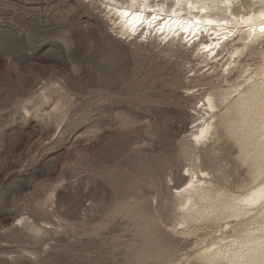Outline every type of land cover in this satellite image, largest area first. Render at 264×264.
<instances>
[{
    "label": "rangeland",
    "instance_id": "rangeland-1",
    "mask_svg": "<svg viewBox=\"0 0 264 264\" xmlns=\"http://www.w3.org/2000/svg\"><path fill=\"white\" fill-rule=\"evenodd\" d=\"M242 2L209 12L235 26L211 40L142 18L120 38L110 7L132 0H0V264H231L264 228L261 202L238 216L227 203L264 180V105L231 122L247 89L264 97V34L236 27Z\"/></svg>",
    "mask_w": 264,
    "mask_h": 264
},
{
    "label": "bare ground",
    "instance_id": "bare-ground-1",
    "mask_svg": "<svg viewBox=\"0 0 264 264\" xmlns=\"http://www.w3.org/2000/svg\"><path fill=\"white\" fill-rule=\"evenodd\" d=\"M134 1L136 0H132V6L130 8L123 7L118 4L110 7V9L112 10V15L115 14V16L119 18L118 21L116 20L117 18L113 20L112 30H114V32H116V34L120 38H127L134 35L138 31L139 26L141 25L139 22L140 18L144 20L149 19V22H152L154 19H165L163 24L165 26L169 25V27H164L166 31H171L175 29V26L177 24L183 28H188L191 25L193 26L192 28L194 29V31H198L200 28H203L204 31L211 34V40L215 38L220 39L225 37L229 33L233 32L232 27H235L234 25H231V23L233 22L229 19L228 14L224 16L225 22H222L221 19L223 18H219L218 16H211L209 13L212 10L216 11L225 8V11H230V15L233 16L234 12L232 7L235 6V0H214L217 2L215 5L212 6L207 4V2L199 3V5H196L195 2L192 0H175L178 6L177 10L179 11L173 10L169 13H165V8L163 7L164 5H159L157 6L158 9H156L158 11H155L154 14H149V12H151L152 10L147 4L148 0H144L140 9L135 7V4L133 3ZM259 2L261 3V5L258 6L255 11H251L250 13H246L247 5L244 3V0L241 4V7L244 8L245 15L241 17L236 27H240V31H243V35H245V37L248 39L255 38L260 36L261 34H264V0H259ZM196 11H198V13H196ZM201 11H206V13L204 12L205 14L203 15L199 14ZM151 15L154 16L152 17ZM193 18L199 19L200 22H193ZM218 43L219 40L217 42L212 41L211 45L216 46ZM261 95V86L254 85L251 88L247 89L246 93L242 95L236 102V106L241 109V116H239V119L237 116L231 122L234 124L236 121L245 119L248 115L247 108L255 105L263 106L264 97L262 98ZM210 106H213L211 101ZM212 126V122H209L206 125L202 124V128L196 131L194 135H197V133H199V136H197L196 138L201 139L210 133ZM250 133L253 134L254 132L250 131L249 135ZM247 146L248 144L246 143L245 145H243L244 154ZM254 160L257 164H261V155H257ZM261 173L262 171L258 173L257 178L262 176ZM197 181L198 180H194V178L191 177L188 184L178 191L179 194L185 196L188 193H191L192 191L197 192ZM187 196L189 199H191L190 195ZM200 196L203 199H207L209 197V192H200ZM259 202H261L262 205L255 208L257 213L264 212V180L245 195L232 196L227 199V203L229 204V206L234 208L233 213L237 216L251 212L253 210V208L251 207L258 204ZM233 249L234 251L231 254H224V257L226 256L229 258L231 264H264V228L260 229L258 233L251 232L249 234L244 235L239 241L238 246ZM203 255L204 258L208 260H213L223 254L220 249H215L212 251H207L203 253Z\"/></svg>",
    "mask_w": 264,
    "mask_h": 264
}]
</instances>
